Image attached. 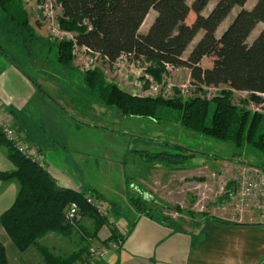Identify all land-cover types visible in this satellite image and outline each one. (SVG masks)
Segmentation results:
<instances>
[{"label":"trees","instance_id":"obj_1","mask_svg":"<svg viewBox=\"0 0 264 264\" xmlns=\"http://www.w3.org/2000/svg\"><path fill=\"white\" fill-rule=\"evenodd\" d=\"M55 1L61 9L59 28L74 37L53 40L50 49L59 66L66 71L74 70L76 49L85 47L99 53L110 64L121 57L134 61L145 59L152 63L147 71L157 83L162 81L169 66L188 69L191 84L199 90L227 88L211 100L148 97L123 91L116 83L108 82L103 71L93 68L84 75L92 98L118 110L123 116L158 120L163 110L172 109L186 130L231 144L237 150L250 147L264 159V133H261L264 116L233 103V92L236 91L251 93V101L257 106L264 104V0H258L251 10L245 8L249 0H218L207 14L204 12L211 0H194L192 5L188 0ZM237 7L240 11L219 36V28ZM0 10L9 32L20 39L26 54L31 57L37 43L44 39L30 24L22 0H0ZM152 10L156 17L147 32L142 33L141 27ZM192 13L195 17H190ZM260 24L263 29L249 43L250 36ZM199 33H202L200 40L184 59ZM213 55L212 67L203 68L202 61ZM211 105L214 110L210 116ZM0 145L8 148L9 158L18 167L13 173H0V179L19 184L16 201L0 217V225L20 252L28 251L50 232L69 236L73 228L65 221L64 212L72 201L78 202L83 212L96 215L84 202L82 194L59 187L45 169L15 152L5 142L1 131ZM258 169L264 172V161ZM229 189L226 199L232 195L230 186ZM134 204L140 211L147 212L138 198ZM96 217L103 223V219ZM164 222H167L166 218ZM43 251L48 264H72L81 255L77 253L59 260ZM0 264H8L1 243Z\"/></svg>","mask_w":264,"mask_h":264},{"label":"rangeland","instance_id":"obj_2","mask_svg":"<svg viewBox=\"0 0 264 264\" xmlns=\"http://www.w3.org/2000/svg\"><path fill=\"white\" fill-rule=\"evenodd\" d=\"M217 1L211 0L209 12ZM193 2L194 0H188L189 5ZM257 2L258 0H249L245 8L251 10ZM22 3L34 31L45 41L38 42L37 49L28 57L20 39L9 32L4 13L0 10V48L6 53L16 55L15 51L19 50L20 45L23 52L21 50L19 54L24 56L20 58V66L24 72L33 79L43 74L48 80H55L60 90L67 95L71 107L76 111L66 112L60 105L62 100L60 94L48 87L39 92L43 96L53 97L51 105H55L58 111L61 113L64 111L66 114L64 116L66 118L61 117L62 121L56 119L52 123L61 127L63 122L65 129H90L89 141L97 148L88 151L87 169L84 168L83 173L98 183V192L102 196L106 193L108 198L110 196L113 199V193L118 190V177L123 172L136 184L134 188L139 192L136 197L143 204L144 210L163 223L166 218L167 221L181 222L187 228H192L194 225L200 227L211 219L221 220L227 224L264 219V207L262 208L264 204L261 203L264 198L259 196L253 199L249 206H245L241 202V187L236 182L242 179L241 176L244 174L264 175V172L258 169L264 161L258 152L250 147L237 150L231 144L188 131L178 120L177 112L172 109L163 110L158 120L123 116L118 110L106 107L92 98L86 88L84 75L87 69L99 68L108 82H118V87L129 94L161 96L166 99L180 96L185 100L191 97L211 100L219 96L223 90H227L225 86L199 90L191 84L188 69H166L159 83L162 89L154 94L150 91L152 83L156 81L147 71L152 66L151 62L145 59L134 61L126 57L110 64L103 58H96L83 51L82 48L76 49L74 70L66 71L59 66L56 56L51 51L53 40L61 37L54 31L61 15L59 5L53 6L54 19L48 20L44 18L41 10V7H45V0H22ZM208 10L204 13L207 14ZM239 11L240 8H235L224 21L218 32L219 36L232 23ZM154 15L156 13L152 10L142 27V32ZM190 17H195L194 13ZM262 29V24L257 26L249 38V43ZM4 31L8 32L6 37L2 35ZM201 36L202 33H199L189 46L183 56L184 59L188 58ZM214 58L215 55L206 57L201 66L212 67ZM146 76H150L152 83ZM233 103L251 113L258 112L264 116V104L261 106L253 104L249 92H233ZM46 109L36 108V115L40 113H43V116L47 115V110L53 111L54 107ZM213 110L214 106L211 105L210 116ZM79 112L84 116L80 118ZM46 117L48 118V115ZM69 119H73L72 125L69 124ZM261 133H264V123ZM24 137L27 141L25 133ZM5 142L8 144L6 139ZM120 144L124 145L121 150L122 160ZM131 161H135V164L129 166ZM122 162L129 165L125 166ZM103 185L107 187L105 192L102 191ZM229 186L232 195L226 199ZM83 217L84 212L81 209L80 219L73 225L74 227L79 225V230L70 226L76 233L80 232L85 236L81 228ZM89 247L87 246L83 254L81 253L72 264H78Z\"/></svg>","mask_w":264,"mask_h":264},{"label":"crops","instance_id":"obj_3","mask_svg":"<svg viewBox=\"0 0 264 264\" xmlns=\"http://www.w3.org/2000/svg\"><path fill=\"white\" fill-rule=\"evenodd\" d=\"M154 17L156 15L142 33L147 32ZM4 33L2 35L6 37L8 32ZM18 49L15 55L0 48V118L23 131L27 142L42 152L45 170L59 187L82 195H95L107 208L112 223L104 220L100 223L96 215L84 212L81 228L85 236L76 233L77 229L69 236L50 232L24 253L0 225V243L5 248L8 264H48L43 250L59 260L66 259L77 253L83 254L87 246H100L117 237L124 239L122 247L112 252L103 264H264V219L230 224L209 220L192 228L181 222L163 223L137 208L134 204L139 194L134 188L136 184L123 172L118 177V190L113 193V199L106 193L102 196L98 192V183L83 173V169H87L88 151L97 148L89 141L90 129H65L63 122L61 127L52 123L66 118V114L51 105L53 97L39 93L44 87L60 94V105L66 112L76 110L55 80H48L43 74L33 79L24 72L20 66V58L24 56L19 54L22 47L19 45ZM51 106L53 111L47 110ZM36 108H47L48 118L43 113L37 116ZM78 116L81 118L84 114L79 112ZM72 120L69 119L71 125ZM123 146L120 144V160L123 159ZM133 164L135 161L129 166ZM17 169L9 158L8 148L0 145V173H13ZM106 190L103 185L102 191ZM18 191L16 181L0 179V217L14 205Z\"/></svg>","mask_w":264,"mask_h":264},{"label":"built area","instance_id":"obj_4","mask_svg":"<svg viewBox=\"0 0 264 264\" xmlns=\"http://www.w3.org/2000/svg\"><path fill=\"white\" fill-rule=\"evenodd\" d=\"M55 0H45V7H41L42 13L45 19L53 20L54 12L53 6L56 5ZM57 34L61 35L60 39H73V34L64 32L59 28V24H56V29L54 30ZM83 51H86L96 58L102 56L99 53H95L88 48L83 47ZM126 57H121L123 60ZM167 69H173L172 67L167 66ZM89 70V69H87ZM146 79L151 81L150 76H146ZM162 85L159 83H152L151 85V93L157 94L161 91ZM0 131L2 132L4 138L11 146V148L21 155L26 160L30 161L32 164H35L40 169H45V162L42 152L36 148L35 146L29 144L24 137V133L19 130L14 124L3 120L0 118ZM242 179H238L236 182L241 187L240 197L241 202L245 206H249L253 199L258 198L259 196L264 198V175L262 174H252L247 175L244 174L241 176ZM239 197V195H238ZM84 202L95 212L99 218L111 224L109 221V213L107 208L103 205V203L93 194H84L83 195ZM264 204V199L261 202ZM264 206H262L263 208ZM80 211L81 207L78 202L72 201L70 202L64 212L65 221L73 226L80 219ZM75 229H78L79 225H76ZM124 243V239L122 237L113 239L106 244L100 246L90 245L87 250V253L81 258V261L78 264H99L106 263L108 258L112 252L118 251Z\"/></svg>","mask_w":264,"mask_h":264}]
</instances>
